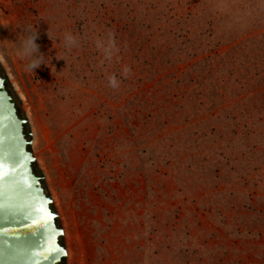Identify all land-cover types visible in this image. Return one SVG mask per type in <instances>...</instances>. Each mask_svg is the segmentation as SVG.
Wrapping results in <instances>:
<instances>
[{
    "label": "rangeland",
    "instance_id": "374dc122",
    "mask_svg": "<svg viewBox=\"0 0 264 264\" xmlns=\"http://www.w3.org/2000/svg\"><path fill=\"white\" fill-rule=\"evenodd\" d=\"M26 24L51 59L34 72L11 42ZM0 66L63 264H264V213L232 193L264 188V0H0Z\"/></svg>",
    "mask_w": 264,
    "mask_h": 264
},
{
    "label": "water",
    "instance_id": "95a60500",
    "mask_svg": "<svg viewBox=\"0 0 264 264\" xmlns=\"http://www.w3.org/2000/svg\"><path fill=\"white\" fill-rule=\"evenodd\" d=\"M33 144L30 118L20 114L0 70V264H62L69 256Z\"/></svg>",
    "mask_w": 264,
    "mask_h": 264
},
{
    "label": "clouds",
    "instance_id": "9594fccd",
    "mask_svg": "<svg viewBox=\"0 0 264 264\" xmlns=\"http://www.w3.org/2000/svg\"><path fill=\"white\" fill-rule=\"evenodd\" d=\"M23 26V32L19 35L18 41L12 42L13 49L19 58L24 61V66L30 69L32 72L42 64L50 65L51 59L46 57L44 53L40 52V46L37 43L39 33L36 25L26 24ZM66 46L75 45L77 43L76 38L71 34H66L64 37ZM110 83L113 87H116V79L112 77Z\"/></svg>",
    "mask_w": 264,
    "mask_h": 264
},
{
    "label": "trees",
    "instance_id": "16d2710c",
    "mask_svg": "<svg viewBox=\"0 0 264 264\" xmlns=\"http://www.w3.org/2000/svg\"><path fill=\"white\" fill-rule=\"evenodd\" d=\"M126 6H129V5H126ZM205 9H207V8H205ZM134 19H135V17H134ZM138 24H140L139 25V28H136L135 26V30L131 33V35H135V33L138 31V35H137V37L135 38V43H137L138 41H142V42H144V40L142 39V40H138L139 39V37H141L142 36V26H144V24H143V22L138 18ZM138 38V39H137ZM131 43H132V41H131ZM0 70H2L1 69V66H0ZM2 72V71H1ZM3 74V73H2ZM217 87V86H216ZM10 90V92L15 96V98H16V101H17V104H18V102H19V100H18V98H17V95L15 94V92L12 90V88H10L9 89ZM214 90H215V88H214ZM19 105V104H18ZM18 110H19V112H20V114L23 116L24 115V113L21 111V109H20V107H18ZM204 114V113H203ZM195 116V112H194V115H193V117ZM206 116H208V117H210L211 115L209 114V115H207L206 113L204 114V116L203 117H206ZM220 121V120H219ZM191 126H193V122H189V127H191ZM195 126H198V124H195ZM199 126H201V125H199ZM218 136L219 135H221V133L218 131L217 133H216ZM148 163H146L145 161H144V165L143 166H141V167H143L142 169L146 172V173H148V177L150 176V174L152 173V172H154L155 170H156V168L159 166V162H149V161H147ZM35 169L37 170V168H36V166H35ZM38 171V170H37ZM261 181H262V179H261ZM257 185V187H259L260 188V190L257 192V189L255 190V191H253V190H250L249 191V195H248V193L245 191L246 190V188H244V186L243 187H239V188H233L234 190H232V193L234 194V197L236 196V198H234V199H236L235 201H234V205H235V207H236V210H242V209H249V211H256V212H260V213H256V214H258V217H259V214H261L262 212L264 213V209H261V208H259L258 206L256 207L255 206V202H253V198H258V197H264V194L263 193H260L262 190L264 191V188L261 186V185H259V184H256ZM235 189H236V191H235ZM230 196H232L231 194H229L228 195V197L227 198H230ZM254 206V208H251V207H253ZM252 209H254V210H252ZM229 231V230H228ZM239 234H241V231L240 230H238L237 231Z\"/></svg>",
    "mask_w": 264,
    "mask_h": 264
},
{
    "label": "flooded vegetation",
    "instance_id": "af4514ba",
    "mask_svg": "<svg viewBox=\"0 0 264 264\" xmlns=\"http://www.w3.org/2000/svg\"><path fill=\"white\" fill-rule=\"evenodd\" d=\"M27 131H28V130H27ZM37 170H38V169H37ZM37 170H36V171H37ZM37 172H39V170H38ZM63 263H65V260L62 262V264H63Z\"/></svg>",
    "mask_w": 264,
    "mask_h": 264
},
{
    "label": "snow or ice",
    "instance_id": "6c2138e0",
    "mask_svg": "<svg viewBox=\"0 0 264 264\" xmlns=\"http://www.w3.org/2000/svg\"><path fill=\"white\" fill-rule=\"evenodd\" d=\"M58 251H62V250H58Z\"/></svg>",
    "mask_w": 264,
    "mask_h": 264
}]
</instances>
